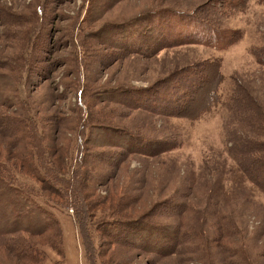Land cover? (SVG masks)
Segmentation results:
<instances>
[{
	"label": "rangeland",
	"instance_id": "obj_1",
	"mask_svg": "<svg viewBox=\"0 0 264 264\" xmlns=\"http://www.w3.org/2000/svg\"><path fill=\"white\" fill-rule=\"evenodd\" d=\"M263 43L264 0H0L1 172L51 217L0 188V264H264Z\"/></svg>",
	"mask_w": 264,
	"mask_h": 264
},
{
	"label": "trees",
	"instance_id": "obj_2",
	"mask_svg": "<svg viewBox=\"0 0 264 264\" xmlns=\"http://www.w3.org/2000/svg\"><path fill=\"white\" fill-rule=\"evenodd\" d=\"M100 1H104V0H99V2ZM38 11L40 12V14H42V9L39 8ZM136 18H138V16L135 18L129 19L127 24L132 25V24H135L137 22H140L139 20L131 21V20H134ZM124 24H126V23H124ZM144 24H147V23L145 22ZM156 49H157V46H156V48H154V50H156ZM153 51H151V52H153ZM143 54H144V56H148V55H150V52L149 53H143ZM252 54L255 57L256 63L258 65L259 64L262 65L264 68V43L260 47L253 49ZM218 84H219V82L216 83L215 87L213 88L214 91L212 92V95H211V98H213V102H218L220 100L219 94L217 93L218 87L220 85V84L219 85ZM236 90L237 89H235L233 94L231 95L228 107L224 106V109L226 110L227 114L230 113V110H229L230 108L234 109L233 113H236L237 111H239L237 109V105H236L237 104V98H238V93ZM76 93H77V95H76L77 104H80L81 89H79ZM10 99L11 100L14 99V96L12 95V97H10ZM241 104H242V102H241ZM177 106H178V104H177ZM179 106L180 107L183 106V108H184L186 106V103H183L182 105H179ZM187 108H188V106H186V109ZM209 108H210V106L206 107V109H209ZM77 142L80 145V143H82V139L80 137H78ZM256 143H257L256 140L254 141V139H249V137L247 139H245V137H243V134L239 133L238 136H236V139L234 140V144L232 145V151H229V155L234 156L236 162L239 164V166L243 172V176H244V179L246 180V182L250 186L255 188L257 191L262 192L264 194V183L261 180L257 179L256 175L252 174L251 170L249 171L250 164L252 166L255 165L257 170L264 177V156H261V154H257V155L250 154V152L252 151V146ZM250 146H251V149H250ZM81 147H82V144H81ZM30 153H31L30 164L33 165L38 170H44L45 164H50V167H52V166L56 167V165L53 161L46 162L43 158H41L39 156V153H37V150L35 148H34V152H33V148H32ZM35 154H37L36 155L37 157H36V159H33L32 157L35 156ZM1 171L3 172L4 169L0 165V188H2L1 189L2 192H5V193L8 192L7 194H10V195L14 193V196L16 198V204L22 210L28 209V210L33 211V212L41 211L51 221L50 215L48 216V213L46 211L42 210L41 208H39L34 203V201L32 200V197H30L27 194L26 190L21 188L19 185H16L15 183L13 184L12 182H10V179L6 175H4ZM51 173L52 174L49 173V168H48V175L47 176H49V178H50V179L48 178V181H47V178L46 179L42 178L40 175L39 176L36 175L35 179L40 181V182H42L41 180H45L46 182H49V183L51 182L50 184H55V185L59 184L60 179L57 177V175L55 173L52 172V169H51ZM55 190L56 189H54V191ZM146 244H149V242ZM152 245H154V244H152ZM159 246L160 245H158V249H157L159 251H164V250L171 251L172 249H175L174 244H170V243H169V245H161L160 247ZM24 250H26L24 248V246L20 247V249H19V251H21V252H24Z\"/></svg>",
	"mask_w": 264,
	"mask_h": 264
}]
</instances>
